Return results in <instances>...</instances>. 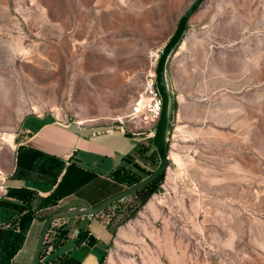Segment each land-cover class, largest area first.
<instances>
[{
  "label": "rangeland",
  "instance_id": "obj_1",
  "mask_svg": "<svg viewBox=\"0 0 264 264\" xmlns=\"http://www.w3.org/2000/svg\"><path fill=\"white\" fill-rule=\"evenodd\" d=\"M194 1L0 0V158L34 115L145 132L131 115ZM169 82L168 168L104 212L102 264H264V0H207Z\"/></svg>",
  "mask_w": 264,
  "mask_h": 264
},
{
  "label": "crops",
  "instance_id": "obj_2",
  "mask_svg": "<svg viewBox=\"0 0 264 264\" xmlns=\"http://www.w3.org/2000/svg\"><path fill=\"white\" fill-rule=\"evenodd\" d=\"M14 140L11 156L0 158V264H32L45 217L76 199L102 203L159 159L146 132L62 124L50 115L25 118ZM112 226L104 212L55 221L40 264H102Z\"/></svg>",
  "mask_w": 264,
  "mask_h": 264
},
{
  "label": "water",
  "instance_id": "obj_3",
  "mask_svg": "<svg viewBox=\"0 0 264 264\" xmlns=\"http://www.w3.org/2000/svg\"><path fill=\"white\" fill-rule=\"evenodd\" d=\"M206 1L207 0H195L194 3L184 12L173 36L161 51L160 57L157 61L155 70L156 87L162 99L163 105L161 117L156 125L155 133L152 139L153 145L159 156L158 167L139 183L134 184L121 193L109 197L98 205L91 206L83 200L76 199L57 209L44 224L32 264H40L48 232L55 221L102 214L105 210L117 202L127 198H133L138 191L152 184L162 175V173L166 172L170 160L167 135L170 126V111L172 106V96L169 82V63L172 55L182 43L184 36L190 29V22L192 18L198 13Z\"/></svg>",
  "mask_w": 264,
  "mask_h": 264
},
{
  "label": "built area",
  "instance_id": "obj_4",
  "mask_svg": "<svg viewBox=\"0 0 264 264\" xmlns=\"http://www.w3.org/2000/svg\"><path fill=\"white\" fill-rule=\"evenodd\" d=\"M160 55L157 53L156 61ZM162 99L156 87V74L152 72L146 80L144 92L131 117L136 120L140 129L147 133L148 138H153L156 125L162 113Z\"/></svg>",
  "mask_w": 264,
  "mask_h": 264
},
{
  "label": "trees",
  "instance_id": "obj_5",
  "mask_svg": "<svg viewBox=\"0 0 264 264\" xmlns=\"http://www.w3.org/2000/svg\"><path fill=\"white\" fill-rule=\"evenodd\" d=\"M173 108H174V104H173ZM170 118H171V117H170ZM158 165H159V159H158V162H157V165H156V166L158 167ZM157 167H156V168H157ZM152 172H153V171L146 172V175H144V177H142V176H138V177H134V178H132V179H130V180H129V178H128V184H129V187L133 186V185L136 184V183H139L140 181H142L143 179H145L146 177H148ZM165 173H166V172L162 173V175H161L157 180H155L152 184H150V185L147 186L146 188H144V189L138 191L137 194H136L135 196L137 197V196H139L142 192H144L145 190H147V189H149V188H151V187L157 185V184L162 180V178L164 177ZM122 192H123V191H122ZM120 193H121V192H120ZM135 196H134L133 198H136ZM114 205H115V204H114ZM105 211H106V210H105ZM105 211H104V212H105ZM30 212H31V211L29 210V211L26 213V215H25L26 218L31 217V216H30ZM49 217H50V216L45 217L44 222H46V221L48 220ZM42 254H43V253H42ZM10 256H13V254H10ZM102 263H103V261H102Z\"/></svg>",
  "mask_w": 264,
  "mask_h": 264
}]
</instances>
